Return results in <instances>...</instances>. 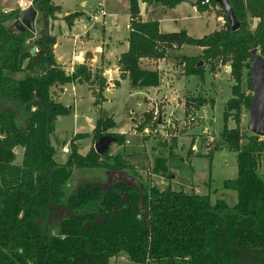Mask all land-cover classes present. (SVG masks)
Segmentation results:
<instances>
[{
	"label": "trees",
	"instance_id": "1",
	"mask_svg": "<svg viewBox=\"0 0 264 264\" xmlns=\"http://www.w3.org/2000/svg\"><path fill=\"white\" fill-rule=\"evenodd\" d=\"M139 1L173 9L192 0H129L128 50L119 56L117 68L119 80H127L131 90L160 86L159 73L143 69L141 60H165L184 46L201 50L198 58H180L185 77L201 80L205 67L211 73L220 64L231 67L234 85L223 116H232L235 127H225L219 138L236 156L237 176L222 184L235 193V203L148 183L140 188L125 182L86 183L68 194L75 171L118 173L127 166L108 152L97 155L94 148L81 155L76 141L87 139L85 134L70 141L64 164L55 161L50 138L56 120L70 113L57 100L62 88L86 84L98 106L105 101L107 84L101 70L92 71L85 63L71 74L64 72L49 33L60 8L51 0H32L39 14L37 34L12 27L20 10L0 13V264H109L119 256L133 264H264V175L259 172L264 140L240 130L241 111L252 104L251 56L264 61V0H227L239 24L235 32L222 8L210 0V6L221 8L226 24L200 39L185 31L161 33L157 22H142ZM202 1L192 2L197 12L207 11ZM79 17L75 13L63 21L70 28ZM248 18L258 21L253 30ZM206 103L185 107L197 111ZM148 122L145 117L143 127ZM114 127L111 118L99 120L93 140ZM111 137L116 145L124 143L122 136ZM172 142L169 152L176 148ZM17 148L23 151L19 165ZM167 172L165 161L156 159L153 175Z\"/></svg>",
	"mask_w": 264,
	"mask_h": 264
},
{
	"label": "rangeland",
	"instance_id": "2",
	"mask_svg": "<svg viewBox=\"0 0 264 264\" xmlns=\"http://www.w3.org/2000/svg\"><path fill=\"white\" fill-rule=\"evenodd\" d=\"M18 1L0 0V13L10 14L12 11L19 10ZM55 1L66 9L87 13L98 0ZM194 1L192 0L193 3ZM82 2H86V4L82 6ZM118 5H120L121 13L118 14L115 21L106 19V28L117 39L115 47L121 50L119 44L124 42L129 32L126 30L127 18L124 15V0H118ZM207 7L206 12L198 13H193L190 5L180 7L184 16L177 23L178 32L185 31L189 36L200 39L217 29L216 17L222 19L221 30H223L226 21L221 8L210 5ZM38 19L39 16L37 21ZM37 21L35 34L40 28ZM54 21H51L50 24ZM83 21L89 25L86 18H83ZM257 22L255 19L248 18L251 30L255 28ZM66 31V29L55 30V36L60 43L58 54L69 51L72 47V42L64 38ZM97 32L98 34L101 32V24L97 25ZM199 51L195 47L184 46L180 55H168L160 64L153 65V63L144 62L145 67L154 66L160 75L159 87L161 89L147 97L131 90L128 82L122 81L120 86L116 87L117 85L113 81L110 83L116 88L113 86L106 90L103 94L105 101L95 106V99L90 95L86 85L78 86L77 90L73 91L74 94L70 87L71 84L66 85L67 89L60 101L64 107L69 109L70 113L56 120L54 132L51 135V144L55 149L57 163H65L67 155L63 154L61 149L65 146L69 148L70 141L77 135L85 134L88 136L87 138L91 135L90 149L93 148L96 143L93 140V129L99 120L106 118H111L115 127L107 130L105 135L124 137L122 145H111L108 156L112 158L118 156L122 161L124 158L128 160L123 161L127 166L124 168L126 171L118 172L113 176L112 173L106 171L111 176L105 181L103 180L105 172L75 171L67 185L68 194L73 193L76 187L84 186L86 183L106 186L114 182L128 181L129 183L134 182L135 188H140L142 185L147 186L148 183L159 190L169 187L177 192L184 191L199 196L208 195L212 202L222 198L228 205L235 203L231 201L233 192L224 190L222 184L226 180L236 178V156L219 138L225 127L227 129L235 127L234 119L227 120L223 116L225 104L231 98V88L234 82L226 71L228 64H220L214 73L205 67L201 80L195 76L185 77L180 58L182 56L198 58L201 54ZM109 60L112 62L113 56ZM200 67H203L201 63ZM245 82L246 78L243 80V88L246 91ZM167 85L171 88L169 94L163 92ZM198 100L207 103L197 111L194 110L195 108L185 107L189 103L194 105ZM211 101L213 102L212 107L208 105ZM240 115V130L247 133L249 111L243 109ZM145 117L150 118V122L146 124V127H143L142 121ZM189 117H194L195 120L189 122ZM153 118H155V123L152 122ZM73 133L75 135L72 138ZM173 140H175L176 148L169 152ZM81 141L80 148L84 151L89 142L88 139ZM126 142L129 144L127 145ZM192 147L195 151H191ZM22 153L20 148L16 150L15 164L21 163ZM156 159L165 161L168 167L165 177L153 175L152 168ZM109 164L113 163L109 162ZM260 164L262 165H260V174L264 175V155L260 159ZM109 264L133 263H130L124 256H119L111 259Z\"/></svg>",
	"mask_w": 264,
	"mask_h": 264
},
{
	"label": "crops",
	"instance_id": "3",
	"mask_svg": "<svg viewBox=\"0 0 264 264\" xmlns=\"http://www.w3.org/2000/svg\"><path fill=\"white\" fill-rule=\"evenodd\" d=\"M20 1L21 0H19L18 2ZM25 1L29 2L30 0H25ZM51 1L55 6L60 8V13L56 15L57 20L49 25V33L51 36L55 38V42H56L54 46V56H55L57 64L64 70L66 74H71L76 65H81L85 63L89 68H91L92 71L101 70L103 72L102 75L105 78L106 84H107L106 90H109V88L113 86L114 88L120 86V83L122 81L119 80V71L117 68V61L119 59V56L127 52L128 50L127 40H128L129 34L126 37V39H124V42L119 44L121 45V50H118L114 45L117 42V39L115 38L113 33H111L106 28V19H111L112 21H115L118 14L121 13L120 5H118V0H98L96 3H94L91 6L90 11H87V13H85L84 11H76L75 9H66L64 8L62 4H59L57 1L55 0H51ZM124 3H125L124 15L127 18L126 30L129 32L127 28L129 24V0H124ZM85 4L86 2L81 3L82 6H84ZM99 5H101L102 7H99ZM185 5H190V8L192 9L193 13H198L196 9L192 6V1L188 3L180 4L173 9H166L164 7L155 6V5L147 6L139 1V17L142 22H157L159 25V31L161 33L178 32L179 29L176 27L177 23L184 16V13L182 12L180 7L185 6ZM18 8H19V3H18ZM101 9L105 13L104 16L99 15V10ZM75 13L80 14V17L73 22L70 28H68L63 20L65 17L71 14H75ZM83 18H86L88 20L89 25L85 24V22L83 21ZM99 24H101V32L98 34L97 25ZM222 25H223L222 19L220 17H216L217 29L214 30V32L221 30ZM57 29H66L67 31L64 34V38L72 42L71 49L61 54H58L60 43H59L58 38L55 36V30ZM182 49L183 47L179 51H171L169 53V56L171 54H174L177 56V54H179L182 51ZM199 52H201V50ZM87 55L89 56V60H86ZM111 56H113L112 62L109 60ZM163 61L164 60L151 61V60L143 59L141 60V67L146 70L156 71L154 69V66H151L148 68V67H145L143 63L144 62L153 63V65H156L157 63L160 64V62H163ZM182 78L184 79V76H182ZM113 81H114V84L118 82V86L115 87V85L110 83ZM123 82H128V81L125 80ZM83 85H86V84H83ZM67 86H64L62 88L63 93L57 99L60 103H61L60 100L64 92L66 91ZM78 86L80 85L71 84L70 87L72 89V92L76 91ZM166 87H167L166 89H163L164 90L163 92H165L166 94H169L171 91V88L168 85ZM160 89L161 88L159 87L157 90L156 89H145V90H136L135 92L142 93L144 97H147V96H150V94H153V93L155 94V92L159 91ZM105 92L103 94H105ZM74 135L75 134L73 133L72 138L74 137ZM87 139L89 143L87 144V148L84 151H82L80 148L82 141L76 142L78 151L81 155H85L90 150V147L92 144V136L90 135L89 138ZM50 142H51V138H50ZM17 149L14 150L15 157H16ZM61 152L67 155V158H68L69 148L65 146L61 149ZM21 157H22V154H21ZM123 161H128V160L124 158ZM105 173L106 175H104V179H108L111 176V174L107 172ZM115 174L117 173H112V176ZM231 197H232L231 201L232 203H234L236 201V195L234 192L232 193Z\"/></svg>",
	"mask_w": 264,
	"mask_h": 264
},
{
	"label": "water",
	"instance_id": "4",
	"mask_svg": "<svg viewBox=\"0 0 264 264\" xmlns=\"http://www.w3.org/2000/svg\"><path fill=\"white\" fill-rule=\"evenodd\" d=\"M212 1L219 5L224 11L232 32L237 31L239 29V24L236 22L233 11L230 8L227 0ZM37 16V10L31 6L28 9L20 12L18 20L13 23L12 27L19 31L27 30L29 32L35 33ZM35 52L36 50L33 49L31 51V55H33ZM251 63L250 82L252 86V92L249 95L252 98V104L249 110L247 131L256 137H264V61L258 54H253L251 56ZM226 71L228 74H230L231 67L228 66ZM113 144H115V139L111 136L105 135L94 144L93 148L96 154L101 156L107 153ZM123 182L135 186L134 182Z\"/></svg>",
	"mask_w": 264,
	"mask_h": 264
},
{
	"label": "built area",
	"instance_id": "5",
	"mask_svg": "<svg viewBox=\"0 0 264 264\" xmlns=\"http://www.w3.org/2000/svg\"><path fill=\"white\" fill-rule=\"evenodd\" d=\"M200 5L201 6H209L210 5V0H203L201 3H200ZM32 6V0H30L29 2H27V1H25V0H21L20 2H19V8H20V11H24V10H26V9H28L29 7H31ZM99 7H102L101 5H99ZM99 15L100 16H104L105 15V13L103 12V10L101 9V10H99ZM128 30H129V27H128ZM154 120H155V118H153V123H155L154 122ZM195 119H194V117H189V122L190 121H194ZM227 120H232V118H228ZM227 120H226V122H227ZM260 139H262V140H264V137H259ZM127 143V145L129 144L128 142H126ZM191 149V151H195V149H194V147H192V148H190ZM66 151V150H65Z\"/></svg>",
	"mask_w": 264,
	"mask_h": 264
}]
</instances>
